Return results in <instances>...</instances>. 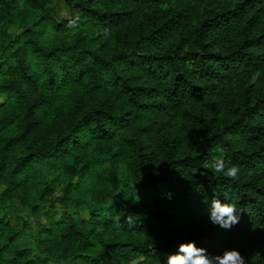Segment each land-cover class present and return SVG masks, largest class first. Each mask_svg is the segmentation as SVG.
<instances>
[{
  "label": "trees",
  "instance_id": "16d2710c",
  "mask_svg": "<svg viewBox=\"0 0 264 264\" xmlns=\"http://www.w3.org/2000/svg\"><path fill=\"white\" fill-rule=\"evenodd\" d=\"M70 2L81 6V0ZM48 3L0 0V76L7 77L6 81L0 79V95L5 97L0 105V264H5V256L9 258L7 264H110L118 256L148 253L147 245L153 239L161 255L175 251L182 240H195L214 253L224 247H239L250 254V264H264V93L256 82H248L257 71H264V8L259 7V0H87L83 11L93 26L126 29L123 36L117 35V43L126 40L128 31L136 33L137 47L163 45L165 54L161 56L150 55L146 48L127 52V43H122L118 52L113 49L111 55L101 54L106 45L84 35L71 44L59 39L53 48L45 50L37 37ZM228 3L233 6H225ZM141 12L150 27L137 32L131 25ZM193 14L198 15L199 27L197 40L188 51L189 37L182 31L191 24ZM237 27L243 36L237 50L226 55L212 50L214 44L229 42ZM210 37H215L212 43L207 42ZM28 47L33 48V55H41L45 65L57 51L69 53L73 67L91 56L99 71L112 70L113 77L98 83L102 77L94 74L92 67L73 74L66 65H61L62 76L47 66L34 72L25 63ZM169 47L171 55L167 54ZM186 63L193 65L191 71L184 68ZM114 64L124 67L117 72ZM128 70L142 71L158 86L172 82L168 106L140 104V110L167 113L168 119L186 121L195 129L183 140L179 136L170 139L162 130L147 135L146 128H136L128 120L130 113L108 116L104 112L109 102L108 85L113 92L120 89L122 95L129 96L130 103L152 98L157 92L155 87L137 84V78L125 80L123 73ZM185 73L204 81V85L190 84ZM233 81L239 82L242 93L234 91ZM81 87L86 89L84 94L79 91ZM186 95L193 103H185ZM106 116L119 131L131 132L121 137L128 151H113L108 146L115 137L99 123ZM91 125H95L97 144L105 145L95 149V165H108L103 174H97L98 183L106 185L99 192L83 187L93 163L78 155L87 152L90 145L75 135ZM217 145L244 169L239 184L229 186L195 171L185 174L193 161L207 160ZM60 165L81 179L75 186H64L63 195L56 197L44 177ZM121 167L125 170L123 180ZM153 170L159 175H153ZM129 179L133 184L138 182L136 204L125 199L135 195L127 186ZM78 189L83 191L75 203L89 206V218L78 222L64 213L56 220L42 207L55 202L70 206L74 203L70 193ZM197 191H203L209 202L214 192L238 195L245 211L240 223L229 233L214 228L207 221L206 204L201 203L203 197ZM33 192L36 202L32 211L40 225L37 243L49 253L43 260L39 256L33 259L30 250L21 246L28 228L22 218H10L3 210L14 200L28 203ZM109 197L112 205L102 207ZM42 216L47 226L40 224ZM129 216L134 220L131 227ZM117 221L120 235L114 231ZM97 243L101 245L99 251Z\"/></svg>",
  "mask_w": 264,
  "mask_h": 264
},
{
  "label": "clouds",
  "instance_id": "9594fccd",
  "mask_svg": "<svg viewBox=\"0 0 264 264\" xmlns=\"http://www.w3.org/2000/svg\"><path fill=\"white\" fill-rule=\"evenodd\" d=\"M87 0H81V6H74L70 0H49L47 5V11L44 13L46 19L41 22L39 26V35L37 37L39 45L47 50L55 46V42L59 39L66 41V44H71L73 39L84 35L91 39L96 37L102 44H105L104 52L101 54L111 55L112 50L116 49L117 52L120 50L122 43H127L129 46L125 49L127 52H142L145 48L148 50L150 55L161 56L165 54V47L163 45L152 46L150 44H141L139 47L136 46V40L139 36L131 31L127 32L126 40H122L117 43V35L123 36L126 29H113L110 26H104L96 24L93 26L89 17L83 11V8L87 7ZM227 7H232L233 5L228 3L225 4ZM22 8H27V5H21ZM168 7V5H165ZM259 7L264 8V0H259ZM121 10H123V4L120 5ZM159 15V13H157ZM131 27L136 28L139 32L142 27H150L147 18L143 13H137L136 19ZM198 15L193 14L192 22L183 31L182 35L189 37V44L187 47L188 51L192 50V43L197 40L196 28H198ZM243 38L240 29L237 27L229 38V42H220L218 45L213 46L212 50L220 55H226L232 51H235L239 47V41ZM215 37H210L207 41L212 43ZM28 56L25 61L26 66L30 67L34 72H41L44 66H47L51 72L63 75L61 72V65H66L73 74L80 71L82 68L92 67L94 69V74H98L102 79L98 80V83H104L110 81L113 77L112 70L101 72L99 71V64L92 63V57L86 56L81 65L75 66L74 60L70 58V54L67 52L57 51L54 57L46 62L42 60L39 53L33 55V48L28 47L26 49ZM264 52V49L261 50ZM83 55V52L80 53ZM167 54H172V48L169 47ZM183 54V53H181ZM60 57V59H56ZM5 59L7 56L4 57ZM9 63L16 64L15 60H10ZM123 65L117 66L113 65V68L119 72ZM184 68L191 71L193 65L191 63L184 64ZM187 76V73H185ZM125 80L129 77H134L137 84H143L144 87H155L157 92L152 96V98H137L134 102H129V96L122 95L121 90L117 89L113 92L111 85L107 86V95L109 96V102L104 105V112L108 116L119 117L124 113H130L128 120L135 125L136 128L144 129L146 128L147 135H156L163 131L168 138H175L179 136L181 140L185 138V135L190 132V130L195 129L194 124H188L186 121H178L176 119H168L167 113H157V112H146L139 109L140 104L148 105H161L168 106L172 101L171 97V81H164L162 85H157L154 81H151L142 71L139 70H128L123 73ZM257 78H262L258 80ZM0 79L7 80L6 76H0ZM190 84H201L204 85V81L187 76ZM249 83L256 82L257 88L264 93V71H257L255 76L248 81ZM234 91L242 93V88L239 86L238 81H233ZM81 94L86 92V89L81 87L79 89ZM98 95V93H97ZM4 96L0 95V102H3ZM186 104H191L193 101L190 96L186 95L184 97ZM94 107L96 105H93ZM106 116L104 119L100 120V125L102 128L107 129L110 135L115 138L109 143V147H112L113 151L121 149L123 151H128V145L121 139L126 135H130L131 132H121L118 127L114 126L113 122ZM167 120L168 123L165 124L164 121ZM186 125V126H184ZM95 125H91L86 128L82 133H75L76 137L81 143H86L90 145L87 152H80L78 155L85 159V162L92 161L93 166L91 172L88 174L87 179L84 181L83 187L86 189H95L97 192L101 191L106 185L98 183L97 174H103V169L107 168L108 165L103 166L95 165V157L93 155L97 147H105V145H98L96 136L97 133L94 130ZM151 163V162H149ZM190 171L198 172L202 177L214 176L219 180L223 181L229 186L237 185L241 182V177L244 174V169L240 164L233 162V159L227 155L224 148L217 145L213 148L212 154L207 160L193 161V165L189 166L185 174ZM153 175H159L157 170H153ZM125 170L121 167V179H124ZM181 175V174H180ZM59 179L56 180L55 178ZM49 183V185L55 189L53 195L56 197L62 196V189L64 186L71 183L73 186L80 181L79 175H69L64 171L63 165H60L56 170L48 172L44 177ZM142 177L139 178L138 182L141 181ZM55 181V182H54ZM132 183L131 179L127 181V186L134 190L135 195L132 197H126V201H130L136 204L135 196H138L135 185L138 183ZM110 187V185H108ZM191 187V186H190ZM124 189V184H121V191ZM83 191V189H81ZM197 195L203 197L201 203L206 204V214L207 221L214 228L219 229L221 232L229 233L232 229L237 226L240 221L242 214H245L244 209L239 204V197L234 193L227 191H220L219 193H213V198L209 202L203 191H197ZM36 193H32V198L29 199L28 203L21 204L19 200H14L10 204L4 206V213L8 214L11 218V214L14 213L16 217L22 218V221L28 226L26 232L24 233L25 239L22 243V247L30 250L31 257L35 259L37 256L41 260L49 255L48 251L44 250L42 247L38 246L37 243V229L40 226L37 222L36 216L33 214L32 205L36 202L34 197ZM71 198L74 203L70 206L65 205L60 202L46 203L42 207L48 212L49 215H54L56 220H60L64 213H68L73 216V219L79 220L77 213H83L85 217L88 215L89 206L87 204L77 205L76 200L80 199L81 192L70 193ZM167 198L171 200V193L167 194ZM112 205V199L109 197L106 203L101 205L102 207H108ZM107 215V213H105ZM127 222L131 227L134 224V220L131 216L127 218ZM40 224H45L46 222L41 219ZM114 231L116 235H120L121 225L119 221L116 222ZM56 240L59 239L58 236L55 237ZM100 239H103L101 235ZM143 239V238H141ZM96 243V241H94ZM101 245L97 243V251H99ZM148 253H133L127 257H115L110 261V264H250V254L243 251L241 248L232 246L224 247L218 252H211L205 246H198L195 240H182L176 245V250L173 252H167L161 255L157 248L156 241L153 239L152 243L147 245ZM129 251H131L129 249ZM150 253V254H149ZM8 256L4 257L5 264H7Z\"/></svg>",
  "mask_w": 264,
  "mask_h": 264
},
{
  "label": "rangeland",
  "instance_id": "374dc122",
  "mask_svg": "<svg viewBox=\"0 0 264 264\" xmlns=\"http://www.w3.org/2000/svg\"><path fill=\"white\" fill-rule=\"evenodd\" d=\"M4 101H5V99H4ZM4 101H3V102H4ZM3 102H0V105L3 104ZM47 173H48V172H47ZM78 192H81V193H82L81 189H78ZM76 215H78V216L80 217L79 220H78V222H80L81 220H84V219L89 218V212H88L87 217H85L83 213H77ZM11 216H12V217H16L14 213H12ZM42 218H43V216H42ZM42 218H40V220H41ZM43 220L45 221L46 218H43Z\"/></svg>",
  "mask_w": 264,
  "mask_h": 264
}]
</instances>
